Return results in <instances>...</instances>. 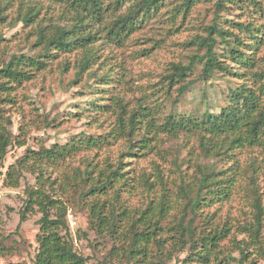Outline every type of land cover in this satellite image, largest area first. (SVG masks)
I'll use <instances>...</instances> for the list:
<instances>
[{"label": "trees", "instance_id": "16d2710c", "mask_svg": "<svg viewBox=\"0 0 264 264\" xmlns=\"http://www.w3.org/2000/svg\"><path fill=\"white\" fill-rule=\"evenodd\" d=\"M43 1L59 5L65 18L72 21L71 24H50L43 28L32 26L39 18V11L26 9L22 13L21 7H17L16 17L25 26H32L30 29L34 31L29 37L35 36L34 44L40 51L35 55L12 54L6 62L0 63V176L6 186L17 187L24 167L36 173L37 186L26 191L28 197L20 217L24 219V213L33 208L40 213L36 220L38 231L32 264H86V258L74 248L66 220L67 207L60 197L53 198L44 188L50 179L45 176L44 170L57 168L77 150L100 148L115 140L124 141L125 148L120 150L115 160L111 161L108 156L105 165L99 167V163L95 162L94 167L80 173L79 197L81 200L83 196L90 195L89 223L98 233L106 231L115 238L124 234V231H120L122 233L116 235L122 218L131 220V227L127 229L129 235L125 234L127 246L123 250L128 263L131 260L133 264H166L172 251L182 249L187 244L191 250L187 261L195 258L207 260L214 255L220 262L230 259L233 264H248L249 246L264 258V235H260V230H264V207L259 194L255 196V212L249 223H236L234 228L228 221L211 225L210 214L202 213L207 207L230 199L240 184L236 170L228 172L231 168H219L217 158L227 154L233 156L242 147H264V55L256 57L254 53L264 45V21L229 20L223 25L217 13L220 9L226 10L227 3L238 5L246 11L245 4L255 6L257 1L216 0L214 17L209 25L203 27L205 34L193 38V44L197 49H203V53L190 55L184 65L171 64L170 71L159 75V89L148 83L146 89L149 91L138 97L137 108H128V103L123 102L117 91L108 97L105 95L115 82L123 78V73L115 69L118 62H113L114 54H109V51L114 46L123 45L136 28L143 26L156 12L160 0ZM6 9L0 0V22L6 19L7 15L3 14ZM262 10L261 7L253 12L260 15ZM253 16L250 17L253 19ZM47 18L50 19L49 16ZM219 44L223 46L222 52L216 50ZM106 48H109L107 52ZM72 53H75L73 59L70 58ZM59 56H62L59 63L62 70L72 68L77 79L83 74L93 77L96 83L92 87L93 93L106 91L101 97L96 95L95 99L108 100L107 103L91 101L90 104L94 105L91 110L94 114H113V124L102 134L73 139L64 145L27 149L24 155L3 171L8 149L25 144L23 137L12 133L11 119L4 105L14 104L16 89L35 79L38 74H43L50 62ZM70 62L72 65H69ZM196 62L202 64L197 79L186 80ZM219 72H223L224 77H233L237 85L229 88L224 95V104L218 111L164 113V100L170 97L173 88L176 91L175 102L195 81L206 80ZM189 132L199 138L200 147L213 161L194 162L191 173L175 164L173 172H178L180 178L175 191L168 188V181L158 163H152L153 181L144 173L139 174V178L130 175L131 169L126 166L134 154L140 156L153 150L161 151L159 146L164 138L160 135L165 134L173 139L179 133ZM172 182L175 184V181ZM141 185L145 188L146 202L132 210L124 200L122 191L130 193L131 188L137 189ZM175 209L177 212L167 225L172 231L170 238L173 242L170 249H164L157 231L163 229L161 220L169 218L171 210ZM203 217L202 226H198L197 218ZM237 233L244 234L247 239L237 240ZM82 234L85 235V232ZM226 238L232 244L231 248L219 244L220 240ZM152 245L156 246L155 250ZM112 250L113 255L118 253L117 247ZM231 250H237L238 256H233ZM10 253L11 247L0 238V257ZM190 255L193 256L190 258Z\"/></svg>", "mask_w": 264, "mask_h": 264}, {"label": "rangeland", "instance_id": "374dc122", "mask_svg": "<svg viewBox=\"0 0 264 264\" xmlns=\"http://www.w3.org/2000/svg\"><path fill=\"white\" fill-rule=\"evenodd\" d=\"M255 1H257L255 6L251 3L244 5L246 11L241 10L238 5L227 3L226 10L220 9L217 12L218 20L223 22V25L229 20L263 22L264 0ZM215 2L216 0H160L156 12L153 11L155 12L153 16L149 17L143 26L136 28L123 45L114 46L109 51V54H114L113 62H118L115 69L123 73V78H119L120 80L113 84L108 94H105L106 91L99 90L92 92V87L96 84L93 77L83 74L77 79L75 70L72 68L62 70V66H59L62 56L52 60L43 74H38L35 79L18 87L14 104L4 105V107L11 119L12 133L17 137H23L25 144L8 149L3 171L9 164L24 155L27 149L37 150L39 147H50L52 144L64 145L73 139H83V137L107 132L113 124L114 116L108 113L94 114L91 110L94 107L90 104L91 101L97 104L108 101L95 99V96L101 97L105 94L108 97L117 91L123 102L128 103V108H137L138 97L149 91L146 89L148 83L152 84L153 88L159 89V75L170 71L171 64L184 65L189 61L190 55L203 53V49H197V46L193 44V38L198 34H205L203 27L209 25L214 17ZM1 5L6 6L7 9L3 14L7 16L0 22V63L6 62L12 54L35 55L40 51L34 44L35 36L29 37L34 31L30 27L35 25L43 28L50 24L51 26H68L72 22L69 18H65L59 5L52 2L1 0ZM124 6L125 4L122 7ZM17 7H21L22 13H25L26 9L39 11V18L32 26H25L16 17ZM261 7L263 10L260 15L254 14L253 10ZM252 15H254L253 19L250 17ZM48 16L49 20H47ZM27 33H29L28 36H26ZM97 45L98 42L95 47ZM218 46L216 50L222 52L223 46L220 44ZM108 49L106 48V52ZM254 53L256 57H262L264 45L254 50ZM74 54H71V59ZM69 65H72V62ZM201 67L202 64L196 62L186 80L197 79L196 76L200 73ZM235 81L233 77H224L223 72H219L206 80L195 81L175 102L176 91L173 88L170 91V97L163 99L164 113L194 111L200 114L205 110L215 113L224 104V95L229 88L237 85ZM94 117H96L95 120ZM160 136L164 138L159 146L161 151L153 150L140 156L134 154L130 164L126 166H129L130 175L134 178L144 173L153 181L155 176L152 163L155 162L164 173L168 188L175 191L180 184L179 173L173 172L175 164L180 165L183 171L187 170L191 173L194 162L213 161L209 155H205L206 152L200 147L199 138L191 132L179 133L173 139H169V136L165 134ZM124 146V141L115 140L110 145H103L100 148H82L66 157L57 168L44 170L45 176L50 177L44 188L53 198L60 197L67 207L66 220L73 236V245L76 252L86 258V264L134 263L131 260L128 263L123 254L128 241L125 234L131 227V220L121 217L122 220L116 228V235L122 233L120 231H124V234L115 238L106 231L98 233L89 223L90 195L83 196L81 200L79 197L80 173L94 167L95 162L99 163V167L105 165L108 156L111 161L115 160L120 150L125 148ZM217 159L219 168H231L228 172L236 170L240 184L230 199L217 202L207 207L202 213L210 214L211 225L228 221L234 228L236 223H249L255 212L253 203L256 195L259 194L264 207V147H242L233 156L227 154ZM126 160L125 157L124 161ZM21 172L17 187L6 186L0 176V238L11 247L10 254L0 257V264L8 262L32 264L35 253V235L38 231L36 220L40 213L33 208L24 213V219L20 217L28 197L26 191L37 186L36 173L29 167H24ZM52 179L54 181L50 183ZM172 181H175V184ZM130 190V193L122 191L124 200H127L132 210L141 207L142 203L146 202L145 188L141 185L137 189ZM178 195L182 196L180 193ZM176 212V209L171 210L169 214L171 216L160 222L163 229L157 231L164 249H170V244L173 242L170 238L172 231L167 225ZM204 220V217L197 218L196 223L200 226ZM76 229H79V232H76ZM83 231L85 235L82 234ZM260 235H264V230H260ZM236 239H247V236L237 233ZM219 244L222 247H232L228 238L220 240ZM115 247L118 253L113 255L112 249ZM152 249L155 250L156 246L152 245ZM249 250L248 264H264V258L254 253L251 246ZM110 251H112L111 254ZM190 251L189 244L182 249L172 251L166 264H233L230 259L220 262L214 255L209 256L207 260L195 258L187 261ZM232 255L237 257V250L232 251Z\"/></svg>", "mask_w": 264, "mask_h": 264}]
</instances>
